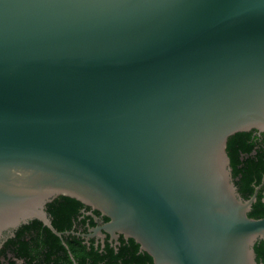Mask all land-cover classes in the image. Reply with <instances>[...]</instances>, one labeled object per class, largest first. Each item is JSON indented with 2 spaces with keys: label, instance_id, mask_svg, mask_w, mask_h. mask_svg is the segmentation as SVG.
<instances>
[{
  "label": "water",
  "instance_id": "obj_1",
  "mask_svg": "<svg viewBox=\"0 0 264 264\" xmlns=\"http://www.w3.org/2000/svg\"><path fill=\"white\" fill-rule=\"evenodd\" d=\"M251 131L264 0H0V250L32 221L59 236L65 197L153 264H258L226 152Z\"/></svg>",
  "mask_w": 264,
  "mask_h": 264
},
{
  "label": "flooded vegetation",
  "instance_id": "obj_2",
  "mask_svg": "<svg viewBox=\"0 0 264 264\" xmlns=\"http://www.w3.org/2000/svg\"><path fill=\"white\" fill-rule=\"evenodd\" d=\"M245 144L247 151L239 148L234 167H230L231 177L234 173L232 181L244 202L255 197L248 217L260 220L264 219V134L249 132ZM55 207L61 206L47 205L45 211L59 236L37 221L20 226L7 239L11 250L7 258L0 255L1 264H153L132 240L114 239L105 233L102 228L108 220L99 213L81 206L62 221L55 217ZM19 242L25 244V250ZM255 246L256 262L264 264V242L257 241Z\"/></svg>",
  "mask_w": 264,
  "mask_h": 264
},
{
  "label": "trees",
  "instance_id": "obj_3",
  "mask_svg": "<svg viewBox=\"0 0 264 264\" xmlns=\"http://www.w3.org/2000/svg\"><path fill=\"white\" fill-rule=\"evenodd\" d=\"M249 137V133H240V134H236L232 137H230L227 141V147H226V152L227 155L230 159V167H234V164L237 160V156H238V149H242L243 152L247 151V146L245 144L246 139ZM232 173V171H231ZM233 179L235 178L234 173L232 174ZM59 205L61 206L60 208H56L55 210H57L55 212V217L58 220H68L69 217L68 215L71 214V212H75L78 208H80L82 205L72 199L69 198H65V197H59L55 200H53L50 204H48V206H56ZM53 214V212H52ZM55 218V219H56ZM37 224V223H35ZM39 224V223H38ZM40 225V224H39ZM11 240H7L5 246V249H2V251L0 252V255L7 258L6 254L7 251H10V245ZM20 246L24 248H26L25 244H23V242H19ZM256 250V246L254 248V251ZM258 261V260H257ZM1 264V263H0Z\"/></svg>",
  "mask_w": 264,
  "mask_h": 264
}]
</instances>
